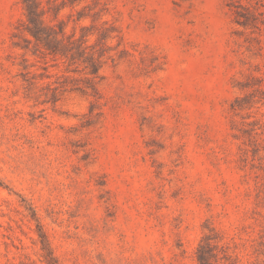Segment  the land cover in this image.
Returning a JSON list of instances; mask_svg holds the SVG:
<instances>
[{
    "label": "rangeland",
    "instance_id": "obj_1",
    "mask_svg": "<svg viewBox=\"0 0 264 264\" xmlns=\"http://www.w3.org/2000/svg\"><path fill=\"white\" fill-rule=\"evenodd\" d=\"M63 1L98 75L0 0V264H264V0Z\"/></svg>",
    "mask_w": 264,
    "mask_h": 264
},
{
    "label": "trees",
    "instance_id": "obj_2",
    "mask_svg": "<svg viewBox=\"0 0 264 264\" xmlns=\"http://www.w3.org/2000/svg\"><path fill=\"white\" fill-rule=\"evenodd\" d=\"M24 9L27 17L26 31L31 35L32 40L29 43H34L37 48H43L50 54H55L71 58L76 60L75 57H79V60H83L84 63L90 64V73L98 75L100 67L98 60L94 56H89L87 45L89 35H83L81 38H77L76 34H67V25L64 21L58 20L61 12L74 5L67 4L65 1H61L53 9L54 19L57 20V24H53L54 20L49 17V10L44 5L43 0H23ZM49 3V2H47ZM85 19L83 16L78 18V21ZM107 39V38H104ZM106 50L108 48H101V52L98 53V57L102 59L106 57ZM110 57V56H109ZM40 238L42 243V249L46 252L44 255L46 264H57L55 257L52 255L51 248L49 246L46 235L40 232Z\"/></svg>",
    "mask_w": 264,
    "mask_h": 264
}]
</instances>
